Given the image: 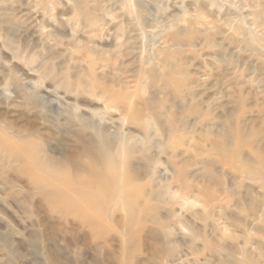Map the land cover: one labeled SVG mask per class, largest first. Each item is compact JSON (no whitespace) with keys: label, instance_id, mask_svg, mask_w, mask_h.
Masks as SVG:
<instances>
[{"label":"rangeland","instance_id":"rangeland-1","mask_svg":"<svg viewBox=\"0 0 264 264\" xmlns=\"http://www.w3.org/2000/svg\"><path fill=\"white\" fill-rule=\"evenodd\" d=\"M251 262L264 0H0V264Z\"/></svg>","mask_w":264,"mask_h":264},{"label":"bare ground","instance_id":"bare-ground-1","mask_svg":"<svg viewBox=\"0 0 264 264\" xmlns=\"http://www.w3.org/2000/svg\"><path fill=\"white\" fill-rule=\"evenodd\" d=\"M159 29V28H158ZM100 127V126H99ZM116 134V133H115ZM141 140V139H140ZM100 149V148H99ZM99 149L97 150V151H99ZM102 149V148H101ZM115 149V148H114ZM102 152V151H101ZM24 154H25V152H24ZM32 158V157H31ZM47 159V158H46ZM39 162L40 163H42L40 160H39ZM43 162H44V160H43ZM33 163V162H32ZM46 164H48V163H46ZM44 166H45V164H44ZM49 167H50V165H49ZM45 168V167H44ZM46 169V168H45ZM44 169V170H45ZM48 169V168H47ZM50 170H52V169H50ZM56 170H58V169H56ZM42 171H43V168H42ZM61 171H63V170H61ZM46 172V171H45ZM58 172H59V170H58ZM111 173V172H110ZM59 174V173H58ZM62 174V173H61ZM78 175V174H77ZM49 176H51V175H49ZM110 175H108V177H109ZM55 177V176H54ZM53 178V177H52ZM58 178H59V176H58ZM53 179H55V178H53ZM110 179H112L111 177H110ZM56 180V179H55ZM58 180V179H57ZM56 180V181H57ZM59 182V181H58ZM60 183V182H59ZM83 183V182H82ZM87 183V182H86ZM81 185V184H80ZM83 185V184H82ZM101 185V184H100ZM111 185V184H110ZM112 186V185H111ZM91 187V186H90ZM84 188V187H83ZM92 188V187H91ZM95 188V187H94ZM85 189V188H84ZM89 189V188H88ZM93 189V188H92ZM103 189V188H102ZM94 190V189H93ZM98 190V189H97ZM88 190H85V192H87ZM91 191V190H90ZM95 191V190H94ZM102 191V190H101ZM96 192V191H95ZM103 192V191H102ZM102 192H100V193H102ZM88 193V192H87ZM90 193V192H89ZM89 193H88V195H89ZM99 193V192H98ZM104 193V192H103ZM103 193H102V195H103ZM92 194V193H91ZM88 195H86V196H88ZM123 195V194H122ZM125 195H127V192H126V194ZM125 195H124V197L123 198H125ZM90 197H93V195H90ZM84 198V197H83ZM101 198H103L102 196H101ZM70 199V198H69ZM68 199V200H69ZM90 199H92V198H90ZM90 199H88L89 201H90ZM94 199V198H93ZM92 199V200H93ZM131 199V198H130ZM91 200V201H92ZM81 201H82V199H81ZM89 201H87V202H89ZM69 202H70V200H69ZM83 202V201H82ZM92 202H95V199H94V201H92ZM92 202L91 203H89V204H92ZM81 203V202H80ZM122 203V202H121ZM124 203V202H123ZM83 204H85V203H83ZM95 204H97V203H95ZM128 205V204H127ZM90 206H88V208H89ZM125 207V206H124ZM130 208V207H129ZM99 209H101V208H99ZM254 209V208H253ZM258 210V209H257ZM98 211V210H97ZM100 212H101V210H100ZM262 212V211H261ZM93 213H95V211H93ZM258 214H260V213H258ZM262 214V213H261ZM95 216V215H94ZM252 216L254 217L255 216V214L252 212ZM252 217V218H253ZM87 218H89V217H87ZM102 218V217H101ZM98 222H100V221H98ZM93 224V223H92ZM99 226V225H98ZM95 227V226H94ZM97 228V227H96ZM96 231V230H95ZM251 264H255L254 262H251Z\"/></svg>","mask_w":264,"mask_h":264}]
</instances>
